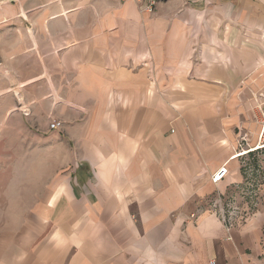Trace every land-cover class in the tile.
I'll list each match as a JSON object with an SVG mask.
<instances>
[{
	"label": "crops",
	"instance_id": "crops-1",
	"mask_svg": "<svg viewBox=\"0 0 264 264\" xmlns=\"http://www.w3.org/2000/svg\"><path fill=\"white\" fill-rule=\"evenodd\" d=\"M261 91L264 0H6L0 133L50 173L3 264H264V207L227 231L211 204Z\"/></svg>",
	"mask_w": 264,
	"mask_h": 264
},
{
	"label": "rangeland",
	"instance_id": "rangeland-1",
	"mask_svg": "<svg viewBox=\"0 0 264 264\" xmlns=\"http://www.w3.org/2000/svg\"><path fill=\"white\" fill-rule=\"evenodd\" d=\"M5 1L0 0V9ZM257 97L264 100V91ZM260 109L263 112L256 109V117H252V132L258 133H237L236 152L239 155L236 157L247 152L242 160L243 184L226 194L216 192L211 198L212 208L222 210L234 225L255 216L264 207V148L249 152L250 148L264 145V105L260 104ZM24 135L0 133V264L8 253L16 252L14 245L25 228L32 232L33 222H29L32 219L28 217V210L34 208V193L40 188L36 181L48 178L50 173L49 167L41 169L39 153L35 154L39 151L38 140ZM26 211L28 214L23 218Z\"/></svg>",
	"mask_w": 264,
	"mask_h": 264
},
{
	"label": "built area",
	"instance_id": "built-area-1",
	"mask_svg": "<svg viewBox=\"0 0 264 264\" xmlns=\"http://www.w3.org/2000/svg\"><path fill=\"white\" fill-rule=\"evenodd\" d=\"M123 2H134L139 5V9L144 13L152 14L155 10L157 0H121ZM264 117V116H263ZM48 128L50 131H58L62 128V123L59 121H51L48 124ZM264 132V130H263ZM227 177V169L226 167L220 168L216 173H214L210 181L213 185H217L222 182ZM214 209V208H213ZM217 210L221 221L224 223L226 230H230L234 223L232 220H229L222 210ZM208 264H216L215 261H209Z\"/></svg>",
	"mask_w": 264,
	"mask_h": 264
},
{
	"label": "bare ground",
	"instance_id": "bare-ground-1",
	"mask_svg": "<svg viewBox=\"0 0 264 264\" xmlns=\"http://www.w3.org/2000/svg\"><path fill=\"white\" fill-rule=\"evenodd\" d=\"M253 148V147H252ZM264 148V145L263 146H258V147H256V148H254V149H252L251 150V148L249 149L250 151L249 152H254V151H257V150H259V149H263ZM247 152H244V153H241L240 155H245ZM234 157H236V156H238L239 154H235L234 153Z\"/></svg>",
	"mask_w": 264,
	"mask_h": 264
}]
</instances>
